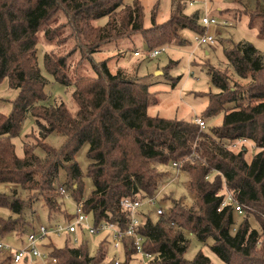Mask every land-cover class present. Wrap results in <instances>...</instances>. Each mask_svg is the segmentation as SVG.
Returning <instances> with one entry per match:
<instances>
[{
    "label": "trees",
    "instance_id": "16d2710c",
    "mask_svg": "<svg viewBox=\"0 0 264 264\" xmlns=\"http://www.w3.org/2000/svg\"><path fill=\"white\" fill-rule=\"evenodd\" d=\"M187 2L171 0L169 17L161 23L155 21V4L151 25L146 27L139 0L130 4L125 0H0V82L7 78L9 86L18 89L10 111L0 112V187H12L9 192L0 191V207L10 211L0 217L1 238H20L27 229L35 230L31 215L37 201L47 211V226L71 221L75 213L63 208L60 187L73 204L83 202V211L93 224L116 222L121 229L128 213L121 206L122 199L157 194L158 203H168L162 215L152 218L149 211L140 209L136 213L143 250L154 254L150 264H211L201 251L190 260L184 258L187 233L201 242L211 238V250L225 264H264V51L245 40L224 46L232 74L248 79L246 83L235 80L227 68L207 65L218 92L203 93L207 104L198 117L206 123L222 114L221 124L208 129L199 128L194 118L151 116L148 107L157 98L148 84L123 71L111 73L107 60L93 59L105 43L134 34L141 36L147 50L185 43L179 34L182 29L201 34L202 10L188 7ZM242 10L248 25L256 24L258 36L264 38V0H254L253 9ZM210 11L214 16L226 12L221 7ZM101 17L107 21L95 25L93 21ZM39 44L46 49V72L56 83L73 87L72 108L64 102L46 103L47 79L37 65ZM86 65L93 72L85 74ZM179 79L174 77V86ZM27 113L35 119L37 134L26 135L34 141L24 142L23 155L18 156L11 139L19 134ZM53 132L64 136L58 148L45 142ZM243 138L256 147L250 160L245 145L236 151L230 147ZM83 144H88L86 175L93 184L86 198L83 173L75 160ZM37 148L42 156L35 152ZM174 161H180L186 189L194 198L189 207L164 191L163 184L175 176L165 167L173 168ZM224 187L243 209L238 226H234L232 206H220L223 196L217 193ZM102 234L93 254L87 235L76 243L71 233L61 234L64 246L47 240L41 249L44 246L42 251L53 264H111L116 253L112 249L108 256L110 236ZM25 241L10 243L17 247ZM120 241L121 264H138L132 238L124 235ZM6 261L0 264L11 263L9 257Z\"/></svg>",
    "mask_w": 264,
    "mask_h": 264
},
{
    "label": "rangeland",
    "instance_id": "374dc122",
    "mask_svg": "<svg viewBox=\"0 0 264 264\" xmlns=\"http://www.w3.org/2000/svg\"><path fill=\"white\" fill-rule=\"evenodd\" d=\"M133 0H125V4L132 3ZM143 7L144 14V26L151 25V13L155 4H157L155 21L161 23L168 19L170 14L171 0H139ZM210 10L215 7H221L224 13L215 15L218 19L226 18L231 20L229 26L215 25L212 28V32L216 35V43L212 46H196L195 33L182 29L180 30V36L186 39L183 44L169 43L161 44L165 46V51L161 52L156 57L149 58L146 55V46L140 35L134 34L132 37L124 38L118 42L105 43L101 50L93 54L94 61L107 60V66L111 73L117 71H123L127 76L134 77L149 85V90L154 92L157 98V103L148 107V113L151 116H161L164 118H175L190 120L199 116L207 104V97L203 93L218 92V88L214 86L210 80V76L207 72V65L219 67L221 69L227 68L228 72L234 77L235 80L246 83L247 80L237 78L232 74V67L224 56V46L229 41H241L245 40L251 42L258 50L264 51V38L258 36V28L255 25L249 26V18L246 14L242 13L244 8L248 7L253 9L254 0H242L241 4H235L233 1L212 0L209 2ZM186 12H189L186 9ZM231 15L235 18L232 19ZM107 21L106 17H101L93 21L95 25H103ZM257 21V20H256ZM43 42V41H42ZM46 49L40 44L37 46V65L41 74L47 79L45 91L48 93V100L46 103L59 104L64 102L68 108H72L71 94L73 91L72 86H62L56 83L52 76L46 72L43 63V56ZM138 51L139 55H135L134 52ZM73 61V60H71ZM85 74H90L92 71L90 65H86L82 68ZM76 74V73H75ZM180 77L178 81H175L173 85L174 77ZM18 92V89L12 88L8 84V79L4 78L0 82V112L7 114L11 109V100L14 99ZM222 114H219L215 118L206 121L205 129L212 126H218L221 124ZM37 134V127L35 119L27 113L22 123L19 134L13 137L11 140L15 146V152L18 156L23 155V143H32L33 137L27 134ZM64 136L60 133L53 132L49 134L45 142L49 145L58 148L62 144ZM247 147V159L252 158L255 150L249 143L244 144ZM242 145L236 146L237 150ZM88 149V144H83L79 151L75 154V160L79 164L83 173V197L86 198L93 189L91 179L86 175V167L88 159L85 153ZM39 155H43V151L39 148L35 150ZM179 164L178 173L173 166L165 167L171 173L170 180L168 179L163 186H165V192H172L176 198H180L186 206H191L193 203V196L189 194L186 189V177L184 172H180V161H174ZM164 168V167H163ZM183 173V174H182ZM62 172H60V177ZM61 184V180L58 181ZM12 187L1 186L0 191L9 192ZM22 196L26 197V192H22ZM159 200V199H158ZM63 208L70 214L75 213V206L72 200L64 198ZM164 202V201H163ZM168 203L161 204L156 202L155 205H149L144 203L139 209L140 211L150 212L152 218H156V208H167ZM34 210L31 215L33 221V228H37L40 224L47 225V211L42 206L40 201L35 202L32 205ZM10 215V211L0 207V217H7ZM242 214H234V226H238L242 220ZM250 223L252 226H256V222L251 218ZM32 228V229H33ZM30 232L27 229L21 237H13V235L7 237L8 242L12 244H19L21 240L25 241L26 235ZM65 235L50 234L47 239L39 242L38 247L40 250L44 249L41 244L46 243L47 240H51L56 247L64 246ZM103 234L98 233L94 235L86 236L88 241V250L90 254H93L101 240ZM189 239L188 248L184 254L185 259H192L194 255L201 251L207 257H209L211 264H225L210 248L212 239L208 238L205 242H201L194 234L187 233ZM112 255V248L108 246V256ZM7 263L6 255L0 253V263ZM11 264V263H10ZM19 264H53L51 258H33L30 261H21Z\"/></svg>",
    "mask_w": 264,
    "mask_h": 264
},
{
    "label": "built area",
    "instance_id": "2783aa9c",
    "mask_svg": "<svg viewBox=\"0 0 264 264\" xmlns=\"http://www.w3.org/2000/svg\"><path fill=\"white\" fill-rule=\"evenodd\" d=\"M210 0H188V7L195 8L200 7L202 13L200 15L199 22L203 26V32L201 34L195 35L196 46H212L216 43V35L210 31L209 28L220 25V26H229L231 24L230 19L221 18L218 19L216 16L211 14L210 11ZM165 51V46H159L153 50H147L146 55L149 58L156 57L161 52ZM135 55H139L138 51L134 52ZM194 121L198 124L199 128L203 129L205 127V121L198 116H195ZM249 143L251 147L256 150L254 144L250 143L247 139H238L235 142L230 144V147L235 148L239 145H244ZM172 165L178 173L179 164L177 162H172ZM60 193L68 198V194L63 187L59 188ZM217 194L222 195L221 207L230 204L233 208L234 214H242L243 209L240 204L234 201L230 191L227 188H223ZM157 202V194L147 199H136L130 200L124 198L121 200V206L128 211L127 213V222L124 229H121L119 224L116 222H106L102 221L99 224H93L91 218L87 213L83 211V202L80 201L75 203V217L68 223L58 222L53 225H44L40 224L34 231H31L27 234L26 241L21 246H14L7 240L0 237V253L5 254L6 257H9L12 264H18L21 261L28 260L30 261L33 258H47V253L40 250L38 243L44 239L49 234L61 235L63 233H71L73 235L74 242L78 243L81 236L94 235L98 233L108 232L110 236L112 249L115 251L116 255L114 256L111 264H121L119 259V252L121 250V241L122 236L126 235L132 238V243L135 248V255L138 259V264H150L154 258V254L145 252L143 250L144 237L137 232V224L139 219L136 215L139 208L147 203L149 205H155ZM164 210L162 207L156 208V214L162 215ZM52 261H54L52 259Z\"/></svg>",
    "mask_w": 264,
    "mask_h": 264
},
{
    "label": "crops",
    "instance_id": "0c3cea01",
    "mask_svg": "<svg viewBox=\"0 0 264 264\" xmlns=\"http://www.w3.org/2000/svg\"><path fill=\"white\" fill-rule=\"evenodd\" d=\"M210 29V31H212V28H209Z\"/></svg>",
    "mask_w": 264,
    "mask_h": 264
}]
</instances>
